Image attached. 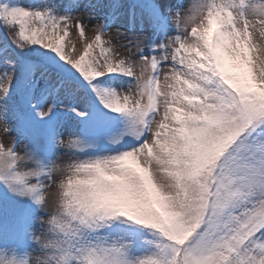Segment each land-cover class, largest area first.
<instances>
[{
    "label": "snow or ice",
    "instance_id": "1",
    "mask_svg": "<svg viewBox=\"0 0 264 264\" xmlns=\"http://www.w3.org/2000/svg\"><path fill=\"white\" fill-rule=\"evenodd\" d=\"M0 264H264V0H0Z\"/></svg>",
    "mask_w": 264,
    "mask_h": 264
},
{
    "label": "rangeland",
    "instance_id": "2",
    "mask_svg": "<svg viewBox=\"0 0 264 264\" xmlns=\"http://www.w3.org/2000/svg\"><path fill=\"white\" fill-rule=\"evenodd\" d=\"M21 2L23 3H28L29 0H21ZM105 2H108V0H105ZM121 2H127V0H121ZM158 2L164 4L165 6H168L170 4H174L175 0H158ZM191 3V0H185V4H189ZM0 35H2L1 31H0ZM2 134H0V139H2Z\"/></svg>",
    "mask_w": 264,
    "mask_h": 264
},
{
    "label": "trees",
    "instance_id": "3",
    "mask_svg": "<svg viewBox=\"0 0 264 264\" xmlns=\"http://www.w3.org/2000/svg\"><path fill=\"white\" fill-rule=\"evenodd\" d=\"M2 31V30H1Z\"/></svg>",
    "mask_w": 264,
    "mask_h": 264
}]
</instances>
